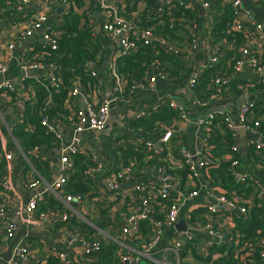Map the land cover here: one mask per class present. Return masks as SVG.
I'll list each match as a JSON object with an SVG mask.
<instances>
[{"label": "crops", "instance_id": "0c3cea01", "mask_svg": "<svg viewBox=\"0 0 264 264\" xmlns=\"http://www.w3.org/2000/svg\"><path fill=\"white\" fill-rule=\"evenodd\" d=\"M16 1L15 6L19 3L18 0ZM115 1L125 9V14L128 17H132L135 13H138L140 17L146 13H152L146 0ZM162 1L164 0H155V4L159 3L160 5ZM185 1L190 4L191 8L193 4L196 5L197 2L196 0ZM226 1L227 0H221L223 5L226 4ZM256 2L257 1L254 0H242V9L249 11L256 22L264 23V10L261 5H258ZM47 3L46 0H22L20 9H16V7L15 9H11L8 6H0L3 8L4 12L0 15V61L5 62L7 65L5 73L0 76V81L6 79L11 80L17 89L16 95L11 96V100L8 99V96L0 93V137L7 144L10 141H14V145H16V141L6 130V125L10 124L12 120L17 117L18 102L21 100L24 101L30 97L23 88L24 82L27 79L26 76L28 75L27 72L21 68V63L37 56V49L39 43H41V31L37 30L30 38H26L23 42L16 44L13 50L8 49L7 44L12 40V37H14L15 31L27 27L29 22L47 6ZM82 3L83 8L87 10V15L83 19V23H85L88 28L93 27L95 31L93 40L95 42L98 40L102 44L98 56L100 54L102 55L103 65L101 67L99 66L96 71L102 77L103 84L100 89L93 94L94 100L100 102L110 96L107 67L109 60L118 53V50L116 42L111 41L100 29L102 17L99 8L96 6V0H82ZM245 3H247V8L244 7ZM53 6H55V8L53 11H49L48 21L53 24L55 29H58L55 25L61 22L63 14L67 13V11L63 8L62 12H57V9L61 6L56 4ZM200 8L203 10V14L199 11L200 18L196 21L192 20V25L188 26V33L183 34L184 39L190 40L195 38L199 42L197 50L185 52L179 56L183 64V75L180 76L179 74L173 73L172 78L164 82L158 81L150 89L136 90L128 103L112 105L110 121L107 125H111L112 134L84 132L81 133V135H77L80 142L81 153L88 155L90 151H94L100 156L106 171L122 172V177L117 179V188L115 191H108L105 188L102 183L103 177L101 176L97 179L95 188L93 187L88 194L84 195L81 203H74L76 213L70 212L66 221L50 224L47 221H42L35 217L32 221L33 223L28 226L25 224V205L33 195L43 191L46 182H51L58 176L60 173V164L57 161L58 156L56 153L42 149L44 152L43 157L47 160H51L54 165L53 168H50L49 171L41 175L37 172L34 162H30L32 166L29 165L22 155L21 160L18 158L17 153L13 150V146L9 149L13 156L12 159L8 161L12 170L9 167L10 171H8L12 175L14 192L11 197H8L0 190V209L5 212L6 217L10 221L16 224L15 234L19 227L32 229L35 233L20 238L19 241L29 245L30 255L28 259L18 264H47L48 258L55 255L57 252L66 253L70 260V264H95L86 259L74 240L75 238L84 236L90 239L91 236L90 233L88 234V227L92 228L98 237L100 236V241L103 244L115 243L121 250H129L133 256L138 257L137 264H151L154 260L160 264L181 263V261L177 260L172 251L166 249L173 238V231L171 229H164L161 239L149 255L141 253L144 245L148 242L145 236H143L144 234L141 233V230L132 232L129 236L121 233L124 222L119 216V209H131L130 211L136 210L137 212L141 209L139 196L135 191V184L141 182L145 185H160L161 181L156 174L154 165H150L144 169H135L131 167V162L128 164L117 162L113 157L112 150L114 149V145L118 148L123 142L133 143L147 148L146 142L150 141L153 143V149H158V147H160H156V145L159 144L158 139L162 133L150 134V132H144L140 128L134 129L128 126L129 120L145 117L159 98L171 99L178 108L182 109L188 118V120H181L179 118L175 123L177 126L181 127L180 135L179 137L173 136L171 138L166 145V156L158 160V163L164 164L175 176H179V172L184 169V165L179 157V151L180 149H185L190 153H195V149L197 145H199L203 131L194 124V121L202 118L207 112L219 110L235 121L237 119L239 107L247 101H254L256 108L253 112V118H255L254 114L258 110L259 112L261 111L258 119L261 123L264 121V115L262 114V109L264 108V72L262 73L263 78H260L258 75H254L249 67H244L241 71L234 74L230 83L223 89L219 96L207 101L208 105L206 107H203L200 102L207 99L210 89L207 84L204 85V87L202 86L203 78V80L200 81V79L197 84V86H200L198 92L195 90L191 92L187 89V80L192 71L196 67L203 65L210 56L219 52L220 46V44H217L215 46L210 45L211 48L206 47L209 45L206 41V35L208 33L207 29L210 17L207 15V9H204L201 4ZM75 9L78 11L77 7H75ZM156 9L157 8H155V10ZM187 25H189V23ZM98 27L100 30L99 32H97ZM45 74L46 72L43 70H31L30 78L41 81L42 79L44 80ZM144 78L146 77L143 76V79ZM211 79L212 78L207 81L208 84ZM251 84H254V86L250 87ZM260 84L263 86L261 85L262 87H258ZM83 102V97H69L66 101V109L72 112L76 108L82 107ZM55 127L65 137H70L72 135V122L67 116H64V118L60 120V123H56ZM206 131H208V129ZM263 136L264 125L263 129L254 127L253 129H244L242 132H237V144L242 157L239 163V169L252 177L249 181L255 183L257 198L260 195H264V154L258 153L252 143H261L260 141L263 139ZM114 138L117 140L115 144H113ZM251 147L255 148L254 152L257 158L249 151ZM31 156V153L27 156L28 160H30ZM125 167H128L129 170L127 171ZM35 177H40V183L30 188L28 186V180L29 178ZM191 182V179H187L186 186H191ZM200 184H204V188L199 189L197 195L191 196L181 202L180 215L182 213L184 214V212L187 214L198 213L202 215L207 205L211 204L212 199L207 194L209 188H207V185L203 181L199 179L197 184L194 183L196 188L193 190L198 189ZM261 191L263 192L261 193ZM53 200H55V198L50 195L45 196V199L39 203V208L42 210H53L58 208L59 205H56ZM18 207H21V213L16 215L14 211ZM218 210L219 216L217 218V223L224 228L226 232L231 233L233 216L235 215L234 211L224 206L219 207ZM157 215L159 218L161 217L160 213H157ZM41 233H44L45 237L40 236ZM13 238L6 237L5 228L0 223V264H7L2 257L7 253L9 242ZM117 239H123L127 247H121L116 242ZM210 241L211 238L208 234L204 231H199L195 233L190 246L191 249L193 248V250L196 251L197 255L206 256L211 248H209L207 244ZM258 245L264 247V239L258 240ZM241 250L242 248L240 247L236 251L241 253ZM244 257H246V259L241 260L240 264H264L262 262L260 263L252 254H247V256L245 255ZM186 261L192 264L199 263L190 255ZM121 264L126 263L122 262Z\"/></svg>", "mask_w": 264, "mask_h": 264}, {"label": "built area", "instance_id": "2783aa9c", "mask_svg": "<svg viewBox=\"0 0 264 264\" xmlns=\"http://www.w3.org/2000/svg\"><path fill=\"white\" fill-rule=\"evenodd\" d=\"M9 1V0H6ZM19 3L13 7L8 6L11 9H20L22 5V0H18ZM47 6L39 12L34 19H32L27 27L15 31L14 37L7 44V48L13 50L16 44L23 42L26 38H30L37 30L41 31V47L49 46L55 48L57 44L58 31L54 28L53 24L48 21L49 11H53L55 6H51L49 0H46ZM198 1L204 9H207L208 14L210 4L206 0H196ZM257 1V0H254ZM171 3H176L182 8H189L190 4L185 0H164L157 4V13L162 12L164 5H169ZM16 4V3H15ZM226 4H230L237 12V25L235 28L247 35V43L244 46L239 47V56L234 60L231 68L228 71L217 70L214 73L211 81L209 82V94L207 99L200 102L203 107L208 105L207 101L219 96L223 89L230 83L231 78L237 72L241 71L244 67H249L251 72L258 77L263 78L262 73L264 72V23L256 22L253 15L244 9H242V0H227ZM64 8L65 11H70L74 5L73 0H61L60 3L56 4ZM96 6L99 8L100 15L102 17V22L100 29L105 35L113 42H116L118 53L112 57L108 62L107 67V78L110 83V96L107 99H103L100 102L94 100V96L91 90L84 89L77 81L74 82V86L71 90L70 97H80L84 99L83 106L76 108L74 111H69V118L72 122V135L70 137H65L59 132L55 125L56 123L51 122L50 119L44 115L41 119V125L44 127L45 132L52 134L56 143L54 147L50 150L56 153L58 156V163L60 164V173L51 182H46L45 187L41 193L33 195L24 207V212L26 213V225H31L35 217L42 221H47L50 224H57L61 221H66L69 217L70 212H75L74 203H81L84 196L76 192L67 191L64 192V186L68 181L69 175L72 173L73 162L72 156L76 153H81L80 142L78 139V134L84 132L101 133L104 131L110 121L111 108L112 105L128 103L136 90H147L152 88L154 84L158 81H167L172 78V75L163 70L157 59L152 60L148 66L151 75L145 76L143 80H132V84L127 87V79L121 75L116 69V59L124 54H129L136 51L139 48L141 42L154 47L155 45H160L168 52L173 55H180L185 52H192L198 49L199 42L193 38L184 44L177 45L164 35L155 32L151 27H145L143 25V20L138 13L133 14L132 17H128L125 14V9L118 5L115 0H96ZM7 7V6H6ZM4 13L3 8L0 7V15ZM172 25V23H170ZM88 28V27H87ZM92 35L95 34L93 27L88 28ZM211 48L210 45L206 46ZM226 50L221 51L217 56H210L206 62L196 67L190 77L187 80V89L189 91H194L203 70L216 63L217 58L222 57ZM41 52L38 50V54ZM21 68L23 70H43L46 72L44 79L47 82H41L44 88L48 92L47 99L44 101V106L48 105L51 100L53 90L58 86V80L53 72V65H45L43 63H31V59L25 60L21 63ZM7 65L5 62L0 61V76L5 73ZM91 76L97 78V89L103 84L102 77L96 72L92 71ZM30 77V75L26 76ZM251 84L250 87H253ZM249 87V85H248ZM24 88V85H23ZM17 91L16 86L11 80H1L0 81V93L8 96L11 100V93ZM170 105L178 110L179 118L181 120H188L185 113L181 108H178L176 104L169 99ZM165 98H159L156 103L151 107L152 111H157L163 104ZM256 108L254 101H247L242 104L238 109L237 119L234 121L227 114L221 111H209L202 118L194 121V124L201 129L202 136L195 149V153H190L185 149H180L179 157L182 161L184 167L193 173L194 176H199V170L203 164L209 161L199 155L203 151V147L206 144V130H209V125H211L215 120L221 119L225 124L226 128L230 131L231 136L237 137V128L244 127L245 129L259 128L260 120L253 118V112ZM25 110L23 100L18 102L17 117L12 120V122L6 125V130L12 136V128H14L19 122L22 123L23 117L22 112ZM41 111H44V107ZM142 115V113H141ZM255 116V114H254ZM140 117V116H139ZM181 127L171 125L166 127V130L161 134L158 139L160 147L158 149H153L152 142H146L148 150L153 149V151L159 155L163 151L166 152V145L169 143L173 136L179 137ZM113 144L117 140H115ZM264 140V136L263 139ZM140 143V142H139ZM138 143V144H139ZM254 144L257 151L264 148V143H252ZM162 145V146H161ZM7 143L0 137V150L6 149ZM115 147V145L113 146ZM13 149L20 151L17 145L13 146ZM43 148H35L31 154H40L43 157ZM232 151L238 152V144H234L231 147ZM83 154V153H82ZM21 155L27 160L29 165L31 161L28 160L25 154ZM84 155V154H83ZM12 153L7 150L4 157L7 161L12 159ZM90 164L88 167L80 171V178L85 182H93L99 179L104 171V163L100 156L94 152L90 151L88 155H84ZM48 161V167L53 168V162ZM240 162L238 160H233L231 162L232 174L235 180L239 183H245L251 180L252 177L239 169ZM156 174L159 176L161 184L160 185H145L143 183L135 184V191L137 192L140 200L141 209L140 211H130L131 209H119V216L124 222V226L121 229L123 235H131L132 232H138L141 230V222L149 220L151 223V234L148 242L144 245L141 253L149 255L153 249L156 247L157 243L161 239L164 229H171L173 231V238L170 241L166 249L172 251L176 256L177 260L181 261V253L184 249L186 243H191L194 239L195 233L199 231H204L211 238L208 242L209 248L215 244H220L224 241L226 236V230L219 226L217 223L219 207L224 206L229 210L234 211L239 209L241 215H246L248 209L245 206L238 205L233 199L226 198L222 195L217 196L213 194L210 190L207 194L211 197V204L207 205L204 210V214L199 215L187 214L186 227L184 231H178L175 227L176 223L180 218V204L183 200L191 196L198 194V190L204 188V184H200L198 189H195L189 193H184L179 189L180 179L179 177L173 175L164 164L154 166ZM128 171L129 168L125 167ZM10 171V170H9ZM8 170L2 176L0 182L1 191L5 196L11 197L14 192L12 175ZM113 175L109 179H105L104 186L108 191H115L117 188V179L122 177L121 171H116L112 173ZM39 178H29L28 186L35 187L40 183ZM208 188V187H207ZM264 190V189H263ZM263 191H261L262 193ZM175 193V194H173ZM50 195L51 197L59 201V206L53 210L40 209L39 203L45 199V196ZM260 195V194H259ZM258 197H261L258 196ZM16 215L21 213V207L16 208L14 211ZM160 213L161 217L155 219L154 215ZM0 223L5 228L6 237L13 238L16 230V224L10 221L5 212L0 209ZM77 243L80 252L85 256L96 257L101 251V242L97 239H88L85 237H79L74 239ZM116 242L123 248L127 247L123 239H117ZM258 251L252 253L254 255L257 253L259 262L264 263V247L258 245V241L255 243ZM250 253V252H249ZM30 255V247L27 243L18 241L12 248V257L5 261L7 264H18L19 262L25 261ZM55 256L58 258L59 264H70L68 255L64 252H57ZM152 259V258H151ZM121 261L126 264H137L138 257L133 256L129 250L125 251ZM151 264H160L157 261L151 262Z\"/></svg>", "mask_w": 264, "mask_h": 264}, {"label": "trees", "instance_id": "16d2710c", "mask_svg": "<svg viewBox=\"0 0 264 264\" xmlns=\"http://www.w3.org/2000/svg\"><path fill=\"white\" fill-rule=\"evenodd\" d=\"M49 1L51 6L61 2V0ZM73 1L75 2L73 7L63 14L61 22L55 25L59 33L56 47L54 49L49 46L42 48L41 43H39L37 50H40L41 54L31 58V63L40 62L45 65H53V72L58 80V86L52 92L50 103L44 106L48 92L41 82H47V79L36 81L34 78L27 77L25 80L24 90L30 97L23 101L25 110L22 112V123L19 122L12 128V136L20 151L13 150H15L20 160L22 159L21 153L29 156L35 148H43L49 151L54 147L56 139L52 134L45 132L44 127L41 125V119L46 115L51 122L60 123L64 116L69 117L66 101L70 97L75 81L84 89L91 90L92 93L98 90L97 78L91 76V72L96 71L99 66L103 65L102 55L98 56L102 44L98 40L97 42L93 40L94 35L83 23L87 10L83 8L82 0ZM146 1L152 13H146L141 17L145 27L153 28L155 32L164 35L179 45L191 41V39H184L183 34L188 33V26L192 25V20L196 21L200 18L199 10L195 4L192 8L185 9L176 3H171L164 5L162 12L157 13L154 8L155 0ZM206 1L210 4V14H207L210 17L206 35L207 44L211 46L220 44L219 52L214 56H217L223 50L226 51L222 57L217 58L216 63L203 70L200 80L204 79L203 87L206 84L209 85L207 81L214 76L215 71H228L234 60L239 56V47L247 43V35L235 28V25H237L236 9L230 4L223 5L221 0ZM16 2V0H0V6L13 7ZM256 3L261 5L264 10V0H257ZM74 6L77 7L78 11ZM188 23L189 25H187ZM179 56L181 54L173 55L160 45L151 47L141 42L136 51L121 55L116 59V69L127 79V87H129L132 80H141L143 76L151 75L148 64L155 59H157L163 70L169 72L172 76L173 73L182 76L184 69ZM261 85H258V87L263 86ZM199 89L200 86H196L194 90L198 92ZM11 94L14 96L16 92ZM169 101V98H165L164 104L157 111L150 110L145 117L129 120L128 126L134 129L140 128L144 132H150V134L163 133L166 127L175 124L179 120L178 110L173 108ZM43 107L44 111H41ZM260 112L258 110L255 112L256 119L259 118ZM262 114L264 115V108ZM263 125L264 121L260 122L259 129H263ZM206 135V144L199 158L204 157L209 162L202 165L198 177L194 176L188 167H184L177 176L181 183L179 189L184 193H189L196 188L194 183L197 184L200 179L213 194L233 199L238 205L245 206L248 212L246 215L233 216L231 233L226 232L224 241L212 246L206 256L197 255L196 251L193 248L191 249L190 243H186L181 253L180 264H192L186 261L189 255L196 259L199 262L198 264H240L241 260L246 259L245 255H251L258 251L255 245L256 241L264 239V195L256 197L257 191L253 181L248 180L245 183H239L235 180L232 174L231 162L233 160L240 162L242 157L239 150L238 152L232 151L231 147L237 143V137L231 136L230 131L221 119H217L209 125ZM12 146H14V141H10L3 151L0 150V182L6 170H10L9 167L12 170L10 163L4 157L6 151L11 149ZM249 151L256 157L254 147H251ZM258 153L264 154V148ZM112 154L117 162L124 164L131 162V167L135 169H144L150 165L158 166L162 164L158 163V160L166 156L165 151L157 155L153 149L148 150L145 147L128 142H123L118 148H114ZM30 161L34 162L37 172L41 175L50 169L47 159L40 156V154H32ZM72 162L73 171L69 175L63 190L64 192L71 191L84 196L97 184V181L85 182L80 178V171L88 167L90 161L82 153H76L72 156ZM112 173L104 171L102 175L103 184L105 179H109L113 175ZM173 175L175 174L173 173ZM187 179H191V186H186ZM53 201L56 205H60L58 200ZM154 218L157 219L159 216L155 214ZM87 229L92 239L100 241V236L98 237L92 228L88 227ZM141 233L144 234L146 240H149L151 234L149 220L141 222ZM240 247L242 250L241 253H238L236 250ZM124 254L125 251L121 250L117 244H103L101 242V251L96 257H90L89 255H85V257L95 264H121ZM254 257L258 259L257 253L254 254ZM47 264H59L58 258L55 255L50 256Z\"/></svg>", "mask_w": 264, "mask_h": 264}, {"label": "water", "instance_id": "95a60500", "mask_svg": "<svg viewBox=\"0 0 264 264\" xmlns=\"http://www.w3.org/2000/svg\"><path fill=\"white\" fill-rule=\"evenodd\" d=\"M196 5L199 9V11L201 12V14H203V10L200 8V3L197 1L196 2ZM247 8V3H245V6ZM154 8H157V4H155ZM63 11V7H60L57 9V12H62ZM99 27L97 29V32H99ZM27 75H30V71H27ZM245 128L244 127H238L237 128V132H242ZM101 133H110L112 134V127L111 125L107 126L106 129L104 131H102ZM78 135H81L78 134ZM261 143H264V140H261L260 141ZM160 146L159 144L156 145V147ZM159 148V147H158ZM234 214L236 216H241V212L239 211V209H235L234 210ZM186 219H187V216H186V213L184 212V214L182 213L180 215V218H179V221L176 223L175 227L178 231H184L185 230V227H186ZM32 234H35L33 232L32 229H27L26 227H19L17 229V232L14 236V238L9 242V245H8V250H7V253L2 257L5 261L9 260L11 257H12V248L13 246L20 240L21 237L25 236V235H32ZM40 236H44V233H41Z\"/></svg>", "mask_w": 264, "mask_h": 264}, {"label": "rangeland", "instance_id": "374dc122", "mask_svg": "<svg viewBox=\"0 0 264 264\" xmlns=\"http://www.w3.org/2000/svg\"><path fill=\"white\" fill-rule=\"evenodd\" d=\"M115 133H116V132H115ZM115 133H114V134H115Z\"/></svg>", "mask_w": 264, "mask_h": 264}]
</instances>
